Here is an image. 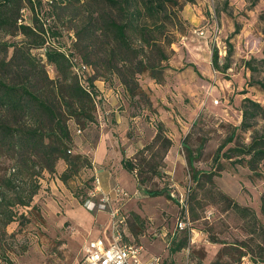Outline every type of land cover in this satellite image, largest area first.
<instances>
[{"label":"rangeland","instance_id":"1","mask_svg":"<svg viewBox=\"0 0 264 264\" xmlns=\"http://www.w3.org/2000/svg\"><path fill=\"white\" fill-rule=\"evenodd\" d=\"M32 1V9L39 7L41 12L36 13L44 17L42 26L54 27L55 36L49 37L46 45L63 46L76 53L71 36H75L77 21L83 19L86 0H38V5L36 0ZM21 3L18 23L31 25L35 12L29 9L26 0ZM180 16L184 32L171 45L174 53L168 60L163 81L155 83L140 75L138 84L143 93L129 98L114 77L94 80L99 95L95 99L94 121L83 128L67 121L71 150L75 147L93 151L101 131L116 126L115 112L126 113L127 123L121 132L129 140L147 134L148 127L152 129L151 126L154 128L161 122L171 146L166 153L168 157H164L165 166L160 169L163 177H154L148 186H164L168 196H145L135 189L132 175L121 170L119 184L131 194L122 207L126 215L122 239L141 245L143 258L158 255L161 264H210L215 259L220 264H253L251 254L257 252L254 245L258 243L264 252V238L249 236V223L224 209L221 201L211 203L208 184L195 183L191 173L193 170L214 173L211 177L214 187L240 206L248 207L257 219L256 225L264 227L259 210L260 196L264 193L262 163L255 169L257 175L245 165L246 156H233L225 151L248 143L252 131L264 134V64L259 62L264 45V0H255L253 4L248 0H192L182 5ZM21 39L23 36L12 29L7 32L0 29V44ZM223 46L225 54L220 57L216 54L217 64L228 66L213 69L211 52ZM30 53L35 59L41 58L45 75L53 78V65L44 62L42 48ZM9 54L10 48L4 52L0 45V61H7ZM245 97L262 109L256 117L249 118L248 130L240 128V106ZM215 98L218 104L212 103ZM117 131H112V136H117ZM231 133L232 140L225 143ZM222 143L225 145L214 159L216 148ZM120 150L122 153L124 148ZM187 150L192 155L191 168L185 160ZM224 151L229 158L221 154ZM113 160L98 164L116 174ZM63 166L58 161L55 173ZM89 168L90 165L79 167L66 184L55 179L56 174L41 173L39 189L31 200L32 210L18 207L25 219L21 225L14 221L5 227L0 247L6 259L0 258V264H82V247L94 235L91 231L107 225L105 211L89 209L80 201L92 174ZM185 193L189 223L185 229L177 230L175 220L182 214L179 198ZM131 213L137 214L139 220H134ZM208 237L217 242H210ZM184 239L186 245L173 250ZM243 240L247 241L246 246L237 247L236 243Z\"/></svg>","mask_w":264,"mask_h":264},{"label":"trees","instance_id":"2","mask_svg":"<svg viewBox=\"0 0 264 264\" xmlns=\"http://www.w3.org/2000/svg\"><path fill=\"white\" fill-rule=\"evenodd\" d=\"M22 1L0 0V29L6 32L12 29L23 36L19 41L0 44L4 52L10 48L8 60L0 61L3 72L0 75V240L5 237L8 224L17 221L21 225L25 219L23 212H18V207L32 210L31 200L39 189L43 171L55 173V165L61 161L65 168L57 174V178L66 184L79 167H92L86 155L71 150L67 121L81 128L94 121V96L97 95L92 83L94 80L101 78L106 81L114 77L129 98L135 95L140 97L143 93L138 84L140 75L155 83L163 81L169 67L168 60L174 53L171 45L184 32V21L180 16L182 5L192 0H86L83 19L77 21L75 36H71L76 44V53L63 46L58 48L45 44L49 37L55 36L54 27L51 24L42 26L44 17L36 13L37 10L41 12L39 7L32 9V0H26L29 9L35 12L30 19L31 25L18 23L17 12ZM248 1L250 4L255 2ZM36 4H39L38 0ZM39 48H42L44 62L53 65V78L45 75L39 62L41 58L35 59L30 53V50ZM62 49L68 57L75 56L90 67L92 73L86 77L90 91L79 85ZM262 54L259 62L264 64V45ZM246 64L248 66L249 61ZM211 65L216 70L228 66L227 63L221 66L217 64L215 50L211 52ZM240 111V128L248 130L249 118L256 117L262 109L258 103L245 97L241 101ZM154 129L147 142L121 158L120 165L132 175L137 191L148 197L168 196L164 186H148L154 177H163L160 169L165 166L164 157L171 146V139L166 135L162 123L158 121ZM185 138L186 135L182 140ZM232 138L231 133L225 143ZM225 143L217 146L214 159ZM225 151L233 153V156H246L243 159L245 165L258 175L255 172L258 164L262 163L264 167V134L256 135L252 131L248 143L229 147ZM225 151L221 153L224 156ZM185 160L191 168V151L187 150ZM213 174L193 170L191 177L197 184L200 181L208 184L211 203L221 201L224 209L237 213L249 223V236L264 238V227L256 225L254 213L216 189L211 179ZM90 187L92 174L87 189ZM83 195L84 192L80 194ZM80 201H83V197ZM259 210L264 217V193L260 196ZM131 216L139 220L137 214L131 213ZM208 238L212 243L217 242ZM246 243L243 240L236 245L244 247ZM185 245L186 239L177 242L173 250ZM254 246L257 252L251 254V262H264L260 245L255 243ZM0 258L6 259L1 247ZM210 264L220 263L215 259Z\"/></svg>","mask_w":264,"mask_h":264},{"label":"built area","instance_id":"3","mask_svg":"<svg viewBox=\"0 0 264 264\" xmlns=\"http://www.w3.org/2000/svg\"><path fill=\"white\" fill-rule=\"evenodd\" d=\"M201 33V32H200ZM47 44V42L45 43ZM216 54L224 56V46L220 49L216 47ZM67 56V52L62 49ZM69 56V55H68ZM67 56V57H68ZM71 72L76 76L79 85L86 91H90L86 77L92 73L88 65L75 56L68 57ZM99 95L94 96L95 99ZM213 104H218V99H212ZM79 132V130H76ZM92 164V163H91ZM92 187L84 191L83 203L89 209L105 211L107 215V225L102 229V234L89 238L82 247V264H161L158 255H149L143 258L142 246L132 242H126L122 239L123 228H125V214L122 207L129 194L117 181H113L106 191H100V179L96 174L95 167L92 164ZM188 190V188L186 189ZM81 197V196H80ZM96 199L95 203L90 201ZM179 205L182 209V215L176 218L174 228L181 230L188 225L186 193L179 198Z\"/></svg>","mask_w":264,"mask_h":264},{"label":"crops","instance_id":"4","mask_svg":"<svg viewBox=\"0 0 264 264\" xmlns=\"http://www.w3.org/2000/svg\"><path fill=\"white\" fill-rule=\"evenodd\" d=\"M126 117L127 116L126 113H124V110L121 112H115V118L117 123L116 126H114V129L106 128V130L104 129V131H101L99 136H97V140L95 142L94 148H92L93 151L90 150L85 151L83 149L78 150L75 147L73 148V152H78L88 156V159L91 161V163H93V167H95L94 171L96 172V174L99 176L100 179V184H99L100 191L103 192L109 188L110 184L113 181H117L119 183L118 181L119 175L122 172L121 170H124L121 168L120 165L121 158L123 156H128L132 154L136 148L141 147L145 142H147L152 137L155 131L153 126H151L152 129L148 127L147 134L142 133L141 135L135 137L134 139L129 140V138H127V136H125L124 133L121 132V130L125 127L127 123ZM128 118H133V117L129 116ZM115 129L118 130L117 136H112V131H114ZM120 148H124V151L122 152L123 154L121 153ZM166 157H168V154H166L165 158ZM111 159H115V162L113 160V164H116L115 167V170H117L116 174L115 173L113 174L108 167L98 164L99 162L100 163L111 162L110 161ZM63 169L64 166L59 171L57 170L56 173L53 174L57 175ZM55 179H57V176ZM134 187H135V182H134ZM106 221H107V215L105 214V223ZM102 229L95 228L93 231H91L92 233H94V235L91 238L101 235Z\"/></svg>","mask_w":264,"mask_h":264}]
</instances>
